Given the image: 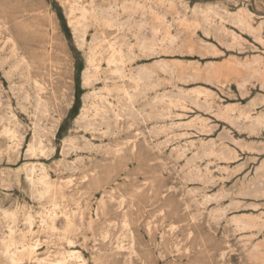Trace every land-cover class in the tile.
<instances>
[{
  "label": "rangeland",
  "instance_id": "1",
  "mask_svg": "<svg viewBox=\"0 0 264 264\" xmlns=\"http://www.w3.org/2000/svg\"><path fill=\"white\" fill-rule=\"evenodd\" d=\"M0 264H264V0H0Z\"/></svg>",
  "mask_w": 264,
  "mask_h": 264
},
{
  "label": "bare ground",
  "instance_id": "2",
  "mask_svg": "<svg viewBox=\"0 0 264 264\" xmlns=\"http://www.w3.org/2000/svg\"><path fill=\"white\" fill-rule=\"evenodd\" d=\"M72 38H73V37H72ZM112 49H114V48L112 47ZM114 50H115V49H114ZM114 50H113V51H114ZM116 52H118V51H116ZM112 53H113V52H112ZM118 53H119V52H118ZM114 54H115V53H114ZM111 55H112V54H111ZM115 56H116V55H115ZM109 57H110V56H109ZM112 57H114V56H112ZM90 58H91V57H90ZM114 58H115V57H114ZM117 58H118V57H116V59H117ZM109 59H111L112 61L114 60L113 58H109ZM116 59H115V60H116ZM118 59H121V58H120V55H119V58H118ZM118 59H117V60H118ZM92 60H93V59H92ZM111 60H110V61H111ZM107 61H108V60H107ZM119 61H120V60H119ZM90 62H91V60H90ZM92 62H93V61H92ZM115 62H116V61H115ZM115 62H113L112 64H114ZM120 62H121V61H120ZM107 63H109V62H107ZM120 69H121V68H120ZM121 70H122V69H121ZM117 71H119V70H117ZM85 72H87V71H85ZM87 73H88V72H87ZM118 74H119V73H118ZM121 74H122V73H121ZM120 78H121V77H120ZM118 87H119V86H118ZM113 88H114V87H113ZM121 89H122V88H120V90H121ZM109 91H110V90H109ZM122 93H123V92H122ZM127 93H128V92H127ZM128 94H129V93H128ZM128 94H127V95H128ZM37 96H38V95H37ZM128 98H129V97H128ZM130 98H131V97H130ZM130 98H129V99H130ZM37 100H38V99H37ZM41 100H42V99H41ZM43 100H44V99H43ZM37 102H38V101H37ZM94 106H96V104H95ZM100 106H101V104H100ZM101 107H102V106H101ZM97 109H98V108H97ZM101 109L103 110V108H101ZM95 111H96V110H95ZM84 112H85V111H84ZM91 112H92V111H91ZM96 112H97V111H96ZM93 114H95V113H93ZM96 114H98V113H96ZM86 115H88V114L86 113ZM99 115H100V114H99ZM92 116H93V115H92ZM92 116H91V117H92ZM82 117H83V115H82ZM84 117H85V116H84ZM96 117H97V116H96ZM94 118H95V117H94ZM35 134H36V133H35ZM34 139H36V136H35ZM71 142H72V141H71ZM69 144H70V143H69ZM200 144H201V143H200ZM33 145H34V144H33ZM33 147H35V146H33ZM39 149H40V148H39ZM61 149H62V148H61ZM40 165H41V164H40ZM41 166H42V165H41ZM42 167H43V166H42ZM31 168H32V167H31ZM33 168H34V166H33ZM29 169H30V168H29ZM39 169H40V168H39ZM33 170H35V169H33ZM33 170H32V171H33ZM41 170H42V169H41ZM44 171H45V169H44ZM30 172H31V171H30ZM30 172H29V173H30ZM42 172H43V171H42ZM42 172H40V173H42ZM35 173H36V172H35ZM30 175H32V177H33L34 174H30ZM37 175H38V174H37ZM45 176H47V175H45ZM27 177H28V176H27ZM35 178H37V177H35ZM45 178L47 179V177H45ZM29 179H31V177H30ZM36 180H38V181L43 185V188H44L45 191H47L48 189L51 188V187L49 188V186H48L49 181L45 180L43 176L40 175ZM36 180H34L35 183H36ZM42 185H39V186H42ZM53 186H54V185H53ZM53 186H52V187H53ZM57 188H58V187H57ZM60 188H61V187H60ZM44 190H43V191H44ZM51 190H52V189H51ZM41 191H42V190H41ZM48 191H49V193H50V190H48ZM56 192H57V191H56ZM59 192H60V190H59ZM49 193H48V194H49ZM51 193H52V192H51ZM40 194H42V192H41ZM44 194H45V192H44ZM48 194L46 193V195H48ZM57 194H58V193H57ZM13 213H14V212H13ZM22 214H24V212H22ZM5 215H6V214H5ZM26 215H27V214H26ZM10 216H11V217H12V216L14 217V215H12V214H11ZM21 216H22V215H21ZM23 216H25V215H23ZM7 217H8V216H7ZM13 217H12V218H13ZM27 217L30 218L29 214L27 215ZM24 218L26 219V216H25ZM24 218H23V219H24ZM29 218H27V220H28ZM9 219H11V218H9ZM25 219H24V220H25ZM30 219L32 220V217H31ZM30 219H29V220H30ZM11 220H12V219H11ZM27 220H25V221H27ZM27 222H28V221H27ZM29 223H30V222H29ZM12 236H13V235H12ZM21 238H22V237H21ZM23 240H24V239H23ZM23 240H22V242H23ZM16 242H17V241H16L13 237H11V236L8 237V238L3 242V248H4L3 250H5L6 253H10L9 255H10V258L12 259V261H13V259L16 257V253H15V251L12 252L13 249L11 250V248H12L11 246H13V248H14V245L16 244ZM22 242H21V243H22ZM19 244H20V243H19ZM17 245H18V244H17ZM20 245H21V244H20ZM18 246H19V245H18ZM16 247H17V246H16ZM16 249H17V248H16ZM14 260H15V259H14Z\"/></svg>",
  "mask_w": 264,
  "mask_h": 264
}]
</instances>
